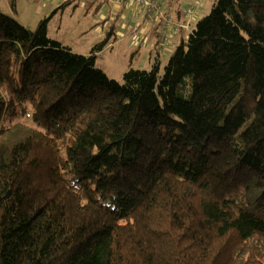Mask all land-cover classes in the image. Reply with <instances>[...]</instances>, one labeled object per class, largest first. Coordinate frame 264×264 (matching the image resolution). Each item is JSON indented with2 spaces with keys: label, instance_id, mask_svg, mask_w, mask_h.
Returning a JSON list of instances; mask_svg holds the SVG:
<instances>
[{
  "label": "trees",
  "instance_id": "1",
  "mask_svg": "<svg viewBox=\"0 0 264 264\" xmlns=\"http://www.w3.org/2000/svg\"><path fill=\"white\" fill-rule=\"evenodd\" d=\"M52 15L0 11V264H264V0L121 81Z\"/></svg>",
  "mask_w": 264,
  "mask_h": 264
},
{
  "label": "rangeland",
  "instance_id": "2",
  "mask_svg": "<svg viewBox=\"0 0 264 264\" xmlns=\"http://www.w3.org/2000/svg\"><path fill=\"white\" fill-rule=\"evenodd\" d=\"M63 0H0V11L3 13L17 17L16 19L26 28L33 30L38 22L47 17L53 9L54 2L60 3ZM78 1L81 9L76 12L75 21L79 17L81 10L87 9L89 13L94 12L96 7L103 5L107 11L113 5L112 0H93L95 3L93 7L84 4V0ZM162 6V16H157L159 19L166 18L165 13L171 17L174 10H179L181 13V20H170L173 25H179L180 28L176 31L179 35H172L169 26L162 27L167 38L164 41H157L154 33L153 13L151 15L145 14L138 3L133 0H122V17L118 15L117 20L112 22V33L114 39H118L112 45V53L110 56H100L96 58V65L100 68H105L108 77L112 79L122 80L123 73L128 68L150 69L154 62L160 65V73L167 63L175 46L178 45L181 38L188 34L194 27L195 23L207 15L216 0H156ZM50 3V11L46 5ZM56 6V5H55ZM54 6V7H55ZM102 7V6H101ZM91 8V9H90ZM165 11V13H163ZM145 16V18L143 17ZM156 16V15H155ZM169 18V17H168ZM170 19V18H169ZM140 20V21H139ZM121 23H118L120 22ZM113 39V40H114ZM114 42V41H113ZM173 43V46L171 45ZM171 46V50L169 49ZM109 59V60H108ZM186 97H188L186 95Z\"/></svg>",
  "mask_w": 264,
  "mask_h": 264
},
{
  "label": "crops",
  "instance_id": "3",
  "mask_svg": "<svg viewBox=\"0 0 264 264\" xmlns=\"http://www.w3.org/2000/svg\"><path fill=\"white\" fill-rule=\"evenodd\" d=\"M90 2L91 0L83 1V3L86 5H88ZM50 3L52 2H48V4L46 5L49 11L51 9L49 8ZM63 3H66L63 9L52 13L53 10L58 8ZM94 3L95 1L92 0L89 6L93 7ZM112 3L113 5L109 9V11H107V9L103 5L95 6L96 9L92 13H89L87 9L81 10L82 12H79V17L75 21L71 22L75 18L74 16L76 15V12L81 9V7H79V2L72 0H63L60 3L54 2V6H56H53V9L49 13V15L53 14L48 24L49 36L60 41L63 44L69 45L75 52L83 54L88 53L90 51V48L100 40L106 39L107 44L102 49V51L98 53V55L111 57L112 45L118 40L116 38L114 39V33H112V22L114 20V16L115 20H117L119 14L120 18L122 17V2H116L115 0H112ZM163 13H165V11ZM165 15L167 16L166 18H170H168V23L170 24L168 26L170 28L171 25H173V20H181V13L176 9L174 10V13L172 15L174 17H171L166 13ZM143 17L145 18L144 15ZM146 19L154 20L153 23L155 24V26L153 29L157 38V30L160 31L162 27H164L165 23L159 24L158 22L160 21V19L155 15H153L152 18ZM118 23H121V21ZM172 35H179V32L172 31ZM171 45L173 46V43ZM171 48L172 47L169 46L170 50ZM103 69L107 71L105 68Z\"/></svg>",
  "mask_w": 264,
  "mask_h": 264
},
{
  "label": "built area",
  "instance_id": "4",
  "mask_svg": "<svg viewBox=\"0 0 264 264\" xmlns=\"http://www.w3.org/2000/svg\"><path fill=\"white\" fill-rule=\"evenodd\" d=\"M116 2H122V0H115ZM138 3L140 9L145 12L147 15L162 16V6L156 0H133ZM164 21L169 22L168 18H163ZM179 25H173V28L176 30ZM181 27V26H180Z\"/></svg>",
  "mask_w": 264,
  "mask_h": 264
}]
</instances>
